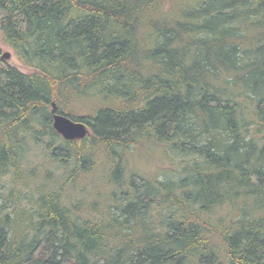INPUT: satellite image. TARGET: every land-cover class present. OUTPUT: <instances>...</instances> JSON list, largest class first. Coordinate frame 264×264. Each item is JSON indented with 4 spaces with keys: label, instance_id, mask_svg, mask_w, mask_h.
<instances>
[{
    "label": "trees",
    "instance_id": "16d2710c",
    "mask_svg": "<svg viewBox=\"0 0 264 264\" xmlns=\"http://www.w3.org/2000/svg\"><path fill=\"white\" fill-rule=\"evenodd\" d=\"M0 33L33 69L0 49V264H264V0H0Z\"/></svg>",
    "mask_w": 264,
    "mask_h": 264
},
{
    "label": "rangeland",
    "instance_id": "374dc122",
    "mask_svg": "<svg viewBox=\"0 0 264 264\" xmlns=\"http://www.w3.org/2000/svg\"><path fill=\"white\" fill-rule=\"evenodd\" d=\"M0 49H1V56L5 52L12 53V57L9 60H4L7 64L11 65L12 67L17 68L19 71L24 72V73H29L33 71V69L26 66L20 60V58L17 56V54L15 53L12 47L4 43L1 33H0ZM73 119H79V117H73ZM150 149L152 150L144 153L143 156L135 155V157L133 158V162H135V164H133V162L132 164L138 171H142L148 174V173H155L157 171L159 172L166 171L168 168L171 167L169 163V159L167 158V156L164 155L165 153H163L160 147H155L153 150V146H150ZM36 159L39 160L40 162L47 159V156L43 148L37 151ZM101 176H102V172H100L99 175L92 174V175H89L85 179L86 180L85 182L81 181V183L79 182L78 184H76L75 187L77 190V194L79 195L84 194V196L91 197L93 194V191H90L91 183H94L95 179L99 177L101 178ZM18 187H20V185H18ZM25 189L27 192L30 191L29 187ZM73 189L75 190V188Z\"/></svg>",
    "mask_w": 264,
    "mask_h": 264
},
{
    "label": "water",
    "instance_id": "95a60500",
    "mask_svg": "<svg viewBox=\"0 0 264 264\" xmlns=\"http://www.w3.org/2000/svg\"><path fill=\"white\" fill-rule=\"evenodd\" d=\"M12 53L5 52L2 60H9ZM51 113L53 116V127L65 140H80L91 134V129L84 121L74 120L58 110V104L52 102Z\"/></svg>",
    "mask_w": 264,
    "mask_h": 264
}]
</instances>
